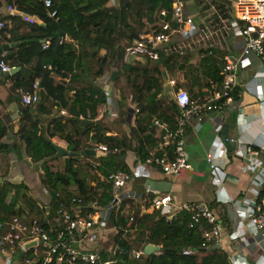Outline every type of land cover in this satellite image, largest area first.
Instances as JSON below:
<instances>
[{
    "label": "trees",
    "instance_id": "1",
    "mask_svg": "<svg viewBox=\"0 0 264 264\" xmlns=\"http://www.w3.org/2000/svg\"><path fill=\"white\" fill-rule=\"evenodd\" d=\"M111 1L51 0L50 11H55L56 15L48 18V10L41 0H0V12L10 6L23 15L9 14L0 18L3 23L0 49L8 35L9 42L14 44L4 50V61L9 67L18 69L9 76L1 73L0 80L11 82L9 97L17 103L20 118L17 136L25 146V154L36 165L55 156V146L76 154L65 159L62 171H54L50 167L58 159L44 162L39 167L40 183L50 195L48 213L45 208H39L26 184L2 182L0 225L32 213H38L41 223H52L58 209L56 194L67 203L69 210L78 211L82 216L96 212L94 208H89L91 203L107 207L111 202V185L99 181L96 173H83V167L92 171L90 163L85 166L83 161L88 158L95 162V172L104 178L119 171L130 173L124 162L126 151L135 152L144 161L156 147L157 139L151 126L153 119L165 123L169 129L177 127L180 115L177 105L174 101L167 105L159 98L165 74L182 73L184 79L197 88V93L189 94L191 99L199 96L198 91L203 86H220L221 63L218 58H222L223 52L212 47L200 46L182 53L159 50L146 55L144 64L127 63L125 54L142 32L155 34L160 31L158 12L169 10L173 0H118L117 5L109 6ZM25 17L36 21L31 24ZM102 50L104 54L100 56ZM113 62H117L118 69L124 74L131 91V102L138 109L134 125L126 124L128 107L125 96H121L119 121L128 129L121 137L106 135L110 128L100 115L108 101L97 80L104 75L106 65ZM48 64L52 70L46 68ZM36 80L41 87L38 103L22 105L21 94L31 93ZM237 94L236 90L235 100ZM60 110H65L67 116L57 117L53 113ZM84 121L89 124H83ZM10 126L9 116H0V145ZM99 143L119 148L121 152L117 156L106 157L85 153L92 144ZM10 151L8 145L0 147V153L8 154ZM72 182L74 189L71 188ZM73 197L81 204H70ZM131 205L136 204L129 199L123 200L119 212ZM136 211L140 213V209ZM181 218L188 223L190 215L182 212L173 220H166L159 211L143 215L137 220V229L141 232L139 238L121 241V236L126 234L130 237L133 233L130 229L126 233L115 232L112 247L119 244L124 254L114 255L103 250L102 259L115 260L116 264H232L228 255L215 243L210 244L206 255L201 256V232L197 226L192 229L187 225L180 226ZM111 219L119 225H124L126 221L123 216L116 218L114 214ZM205 228L208 226L205 225ZM184 249H196L198 253L186 256ZM131 250H141L142 257L135 260ZM28 256L38 263L42 260L41 255L35 256L32 251L28 252Z\"/></svg>",
    "mask_w": 264,
    "mask_h": 264
},
{
    "label": "built area",
    "instance_id": "2",
    "mask_svg": "<svg viewBox=\"0 0 264 264\" xmlns=\"http://www.w3.org/2000/svg\"><path fill=\"white\" fill-rule=\"evenodd\" d=\"M41 1L44 8L48 10L47 17L54 18L56 12L50 11L52 7L51 0ZM220 2L227 9L226 13H219L220 11L212 6L217 23L211 25V22L203 17L200 22L188 17L185 14L184 3L180 0H173L169 10L161 9L158 12L160 31L155 34L145 33L140 35L127 53V55L136 53V55L145 57L159 50L164 52L179 51L192 48L195 45L217 48L221 45L224 36L233 30L243 39L244 44L237 57L226 56L223 58L220 69L221 83L218 88L213 86L210 94L197 100L191 99L187 91L183 89H178L175 92L173 101L177 105L180 115L177 119V127L174 130L153 119L151 126L155 130L157 143L155 149L149 152L143 164L158 169L165 176L180 177L183 172L194 171L186 151L185 124L187 121L192 120L195 128L201 126L207 113L223 111L235 103L234 93L239 82V67L244 70L243 67L251 63L252 60H258L263 69L258 74H260V78H264V0H220ZM5 10L7 12L16 11L10 6H6ZM25 19L31 24L36 21L31 17H25ZM2 28L3 23L0 21V31ZM0 53V72H9L13 68L9 67L4 61L5 51L1 50ZM46 68L52 70V66L49 64L46 65ZM169 83L172 87L176 85L175 81ZM32 89L31 93L21 94L20 102L22 105L27 106L38 103L41 90L39 81L36 80L33 83ZM105 91L107 101H110L112 97L111 87L108 86ZM59 112L62 115H67L65 110ZM134 114H138V109L134 108ZM87 150L96 156L103 157L117 156L121 152L119 148H110L102 143L92 144ZM136 157L137 155L131 151H126L124 155V160L127 161L128 159L131 170L134 169L133 166L138 158ZM243 158L245 171L251 176L252 185L250 190L255 195L248 223L256 229L259 237V247L264 251V168L257 159L258 152L251 147L245 148ZM205 161L211 173L218 170L215 157L207 155ZM104 180L111 185V202L107 207L101 208L96 206L95 203H91L96 212L89 216H81L77 214V211L69 210L67 203L63 201L59 194H56L58 209L56 218L52 223H49V221L41 223L38 213H32L15 217L0 225V254L14 257L17 264H116L115 260H103L101 257L102 251H92L86 245L93 229L99 227L102 231V229L108 228L114 232L123 233L130 229L133 233L138 230L137 220L147 214L148 211L137 213V207L131 205L129 208H124V211L119 212L122 203L121 189L132 180L131 173L119 171L110 174ZM224 181H217L216 185L222 188ZM1 185L2 181L0 179V188ZM145 193L149 197L147 201L151 213L159 211L160 215L166 220L176 219V216L182 212L190 215L188 223L181 218L179 224L180 226L187 225L190 229L198 227L203 238L200 247L202 250L201 256L206 255L210 244L215 243L218 245L221 237L219 218L207 205L188 203L177 206L175 211L171 213H164L163 211L169 208L172 198L167 194L152 190L150 187H146ZM70 204L80 205L81 201L73 197L70 199ZM112 214L116 218L123 216L126 220L125 224L113 223ZM205 225L208 228H205ZM80 235L82 237H79ZM121 238V241H125L124 237ZM34 240L37 241V246L26 250L24 244ZM29 251H32L35 256L41 255L42 260L40 263L28 256ZM106 251L112 252L114 255L116 253L124 254L119 244L115 247L111 246ZM197 253L198 250L196 249L183 250V254L186 256H193ZM142 255L141 250H131V256L135 260H139Z\"/></svg>",
    "mask_w": 264,
    "mask_h": 264
},
{
    "label": "crops",
    "instance_id": "3",
    "mask_svg": "<svg viewBox=\"0 0 264 264\" xmlns=\"http://www.w3.org/2000/svg\"><path fill=\"white\" fill-rule=\"evenodd\" d=\"M180 1L184 3L185 14L195 21L197 20L196 17H200V13L203 10L210 8V10L214 11L211 8L212 6H215L220 11L219 13L222 14H225L227 10L220 0ZM4 8L0 12V18L9 14L23 16L18 11L7 12ZM215 19L216 15L212 21H209L211 25L217 23ZM9 38L10 35L7 36V41L2 42L0 50L11 48L14 45L9 42ZM222 43V50L214 48L223 52L222 58H218L221 65L224 57H237L244 44L243 39L238 36L235 30L225 35ZM188 49H182L178 52L182 53ZM128 50L125 54V61L129 64H139L136 59L137 55H127ZM243 68L244 70L239 67V82L236 87L238 98L231 107L220 112L207 113L201 126L196 128L192 120L187 121L185 124L186 151L194 167V171L183 172L180 177H170L163 175L156 168L145 166L139 157H136L137 161L133 166V170L130 169L128 159L127 161L124 160L132 175V180L121 189L120 196L122 201L125 199L134 201L135 206L140 209V213L148 211L147 214H152L149 202L147 201L149 197L146 195L145 190L146 187H149L147 183L153 181L161 194H167L172 198L169 208L164 210V213H171L175 211L177 206L188 203L205 204L219 218L221 237L217 246L228 255L231 263L264 264V251L259 247L258 234L256 229L248 223L255 195L250 190L252 185L251 176L245 171V161L243 158L245 148L251 147L254 151L258 152L257 159L264 168V78L259 77L260 74L258 73L262 72L263 69L258 60H252L251 63ZM170 81H175L176 85L172 87L169 83ZM10 85V81L4 82L0 80V116L8 115L9 118L11 114L17 113V103L9 97L8 88ZM107 86L109 85H104V88L106 89ZM212 87L213 85L200 88L198 91L199 96L193 100L201 99L210 94ZM178 89H183L188 94L191 92L197 93V88H193L191 83L184 79L182 73L175 72L174 74L164 75L163 89L159 96L162 97L165 93L170 94L173 101L174 94ZM114 92H112L113 99L108 101L109 103L114 100ZM114 103L116 105L115 101ZM128 105L127 114L129 113V109L133 110V114L129 122L126 119V124L135 119L134 107H131L129 100ZM108 110L110 115L108 117L103 116L102 118L105 121H111V125L114 128L110 127V132L106 133V135L121 137V134L126 133L127 130L125 131V129L127 126L124 124L123 127L115 125L114 121L118 119L117 111L114 107L111 108V106ZM104 112H106V109ZM53 113L57 117H65L60 112L54 111ZM51 118L49 117V119ZM10 120L11 126L9 130L13 128L14 141L13 144L8 145L11 147V151L8 154L0 153V179L2 182H8L13 185L26 184L39 208H45L48 213L49 204L41 202L40 198L42 199V196L39 197L35 190L37 189L35 188L36 183H40L39 175L41 174V170L36 171L34 169V163L26 156L25 146L17 136L19 131V115L16 120H12L11 118ZM47 122L48 120L44 123V126L47 125ZM18 147L19 150H17ZM207 155L213 156L216 159L218 170L214 173L209 171V167L205 161ZM66 158H59L55 162H59L63 167ZM86 162L90 163L89 165L93 168V173H96L99 181H105L102 175L95 172V162L93 163L87 158L83 161V165L87 164ZM217 181H224V186L219 188L216 185ZM89 182L91 185H94V182ZM41 188L43 194L47 195L46 189L43 186ZM71 188H75L73 182ZM11 196L12 193L8 201H10ZM77 214L83 215L79 212ZM100 230L99 227L93 229L91 236L87 240L86 245L90 250L99 252L108 250L112 246V237L115 232L108 228ZM79 237H82V235ZM121 237H124L127 241L126 234ZM104 242H109L105 249L100 246ZM2 257L6 258L2 259ZM2 257H0V264H17L15 258L12 256L2 255Z\"/></svg>",
    "mask_w": 264,
    "mask_h": 264
},
{
    "label": "rangeland",
    "instance_id": "4",
    "mask_svg": "<svg viewBox=\"0 0 264 264\" xmlns=\"http://www.w3.org/2000/svg\"><path fill=\"white\" fill-rule=\"evenodd\" d=\"M117 2H118V0H112L108 5L109 6H115V5H117ZM208 7V6H207ZM203 12V13H202ZM201 13H200V17H203L205 20H207V21H212L213 20V18L215 17V12L213 11V10H210V8H207V9H205V10H203ZM200 17H196L197 18V20H196V22H200V20H198ZM143 33V32H142ZM142 33L140 34V35H142ZM223 42V41H222ZM199 46H201V47H203L202 45H199ZM198 45H195V46H193L190 50H186V52L187 51H193V49L194 48H198L199 47ZM223 43H221V45H219L217 48H219L220 50H222L223 49ZM195 51V50H194ZM135 53V52H134ZM104 54V51L102 50L100 53H99V55L100 56H102ZM136 54V53H135ZM136 59H137V61H138V63H140V64H144L145 62H146V59H145V57L144 56H142V55H137V57H136ZM113 72H118V77H117V79L115 80V81H112L111 80V74L113 73ZM107 73V74H106ZM104 74H106V75H103L100 79H98L97 80V85L100 87V88H102L104 91L108 88V86L106 87V89L104 88V85L106 86L107 84L109 85V87H111V90L112 89H115V90H113V91H115L114 92V100L112 101V102H108L107 103V106H106V108H102V110H101V112H100V115H103V116H106V117H108L110 114H109V110H108V108H110V106H111V108L112 107H114L115 109H116V111H117V117H118V119L116 120L115 119V125H118V126H122L123 127V124L119 121V104L121 103V101H120V99H121V96H125V98H126V101H125V104H126V106L128 107L129 105H128V100L130 101V103H131V107L133 108H136L135 107V105H134V103H132L131 102V91H130V88H129V86H128V83L125 81V77H124V74L122 73V71L121 70H119L118 69V64H117V66H114V62L113 63H111V64H107L106 65V67H105V72H104ZM107 83V84H106ZM112 91V92H113ZM105 93H106V91H105ZM111 97V96H110ZM112 97H113V95H112ZM111 97V99H113ZM116 97V98H115ZM110 99V100H111ZM161 99L162 100H164V102L168 105V104H170L171 103V101H172V98H171V95L170 94H167V93H165V95H163L162 97H161ZM114 101L116 102V105H115V103H114ZM106 109V112H104V110ZM102 116V117H103ZM136 116V115H135ZM103 119V118H102ZM105 123H106V125H107V127L108 128H114V126H112L111 124H112V122L111 121H105V119L103 120ZM130 125L131 126H133L134 125V119L132 120V122H130ZM128 131V129L126 128L125 129V131ZM126 131V132H127ZM57 161V160H56ZM87 164H85V166L86 165H88L89 164V162H86ZM50 167L52 168V170H54V171H56L57 169H60V171H62L63 170V168H62V166H61V164H59V162H52V164H50ZM90 167H91V165H90ZM34 169L36 170V171H40V169H39V167H38V165H36V164H34ZM83 170V173H85V174H90L91 172H93V168H91V170L92 171H90L88 168H86V167H83L82 168ZM36 185H37V187H36ZM36 185H35V188H37V189H35L36 190V192H37V194H38V196L40 197V196H42V199L40 198V200H41V202H44V203H47V204H49L50 203V195L49 194H47V195H45V194H43V192H42V186L40 185V183H36ZM41 188V189H40ZM33 190V189H32ZM37 194H35V195H37ZM43 194V195H42ZM37 199V198H36ZM39 199V198H38ZM141 234V232L139 231V230H137V231H135V232H133V234L132 235H130V237H126V239L127 240H131V241H134V240H137L138 238H139V235ZM110 240V239H109ZM126 241V240H125ZM108 243L109 242H104V243H102L100 246L101 247H103L104 249L106 248V246H108ZM92 251H95V250H92ZM0 257H2V254H0ZM6 257H2V259H5Z\"/></svg>",
    "mask_w": 264,
    "mask_h": 264
},
{
    "label": "water",
    "instance_id": "5",
    "mask_svg": "<svg viewBox=\"0 0 264 264\" xmlns=\"http://www.w3.org/2000/svg\"><path fill=\"white\" fill-rule=\"evenodd\" d=\"M6 8V7H5ZM5 8H4V10H5ZM0 52H1V50H0ZM114 66H117V62H114ZM18 71V69L17 68H13V69H11L9 72H6V73H4V75L5 76H9V75H11V74H14L15 72H17ZM117 77H118V72H113L112 74H111V80L112 81H115L116 79H117ZM132 114H133V110L132 109H129V113L127 114V121L129 122L130 121V119H131V117H132ZM17 117H18V113H13V114H11V116H10V118L12 119V120H16L17 119ZM83 124H89V122H83ZM13 128H11L10 130H9V133L6 135V137H5V139H4V141L1 143V145H0V147L2 146V145H11V144H13ZM14 148H15V146H13ZM55 150H56V154H55V156H53V157H49V158H47V159H45L44 161H41L40 163H39V165L41 166L44 162H49V161H52L53 159H59V158H62V157H74L76 154H74V153H70V152H68V151H66V150H64V149H62L61 147H59V146H55ZM87 155H94V153H91L89 150H87L86 152H85ZM147 185L152 189V190H155V191H158L159 189H158V187H157V185L153 182V181H149L148 183H147ZM159 192V191H158ZM89 208H92V205L90 204L89 205ZM34 246H37V241L36 240H34V241H31V242H27V243H25L24 244V248L26 249V250H28V249H30L31 247H34ZM32 264H34V263H32Z\"/></svg>",
    "mask_w": 264,
    "mask_h": 264
}]
</instances>
